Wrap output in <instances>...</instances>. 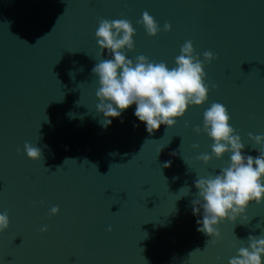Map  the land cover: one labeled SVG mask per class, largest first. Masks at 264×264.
I'll list each match as a JSON object with an SVG mask.
<instances>
[{
  "label": "water",
  "instance_id": "1",
  "mask_svg": "<svg viewBox=\"0 0 264 264\" xmlns=\"http://www.w3.org/2000/svg\"><path fill=\"white\" fill-rule=\"evenodd\" d=\"M145 11L156 36L137 23ZM100 18L131 22L133 61L172 68L188 40L201 60L212 51L207 101L152 134L135 104L102 127L91 70L111 57L95 37ZM213 102L228 109L243 152L259 155L248 133L264 134V0H0V212L10 220L0 264H229L249 235H264V202L221 222L218 239L197 231L194 182L231 156L196 159L212 151L193 129Z\"/></svg>",
  "mask_w": 264,
  "mask_h": 264
},
{
  "label": "clouds",
  "instance_id": "2",
  "mask_svg": "<svg viewBox=\"0 0 264 264\" xmlns=\"http://www.w3.org/2000/svg\"><path fill=\"white\" fill-rule=\"evenodd\" d=\"M137 23L144 26L149 36L160 32L157 21L147 11ZM164 30L170 31L171 24L166 22ZM135 32L127 19H99L95 37L101 54L107 50L111 58L101 60L91 70L99 83L95 93L99 99L96 109L103 113L101 126L106 128L111 125L112 118L120 117L124 110L135 104L134 115L145 123L146 131L152 134L162 124L174 126L176 119L182 117L190 105H202L207 101L209 84L205 82L207 73L204 64H210L217 57L209 50L203 53L204 59L201 60L192 41L188 40L181 46L180 55L175 58L172 68L164 62L149 61L142 54L133 61L124 50L134 49ZM211 87L218 85L212 84ZM230 120L228 109L221 103L213 102L203 113V128L197 125L193 129L196 133H207L214 141L211 154H200L196 159L208 163L213 157L219 159L224 153L231 152L228 166L194 182L198 192L197 198L191 202L193 214L198 215L203 209L202 220L196 221L197 231L217 239L221 236L218 228L221 222L225 219L235 222L246 212L249 203L264 202V148H258L259 155L255 157L245 154V144ZM185 126H188L187 123ZM248 136L256 145L264 146V134L249 132ZM192 147L198 148L199 145ZM24 149L31 159L41 157V149L28 142ZM168 166L169 163H166L165 167ZM58 212V206L50 210L51 215ZM9 224L7 211L0 212V232L8 229ZM40 230L45 232L47 227ZM111 230L109 226L108 231ZM247 241L248 246L240 247L229 264H264V235H249ZM216 242V239L212 240V243Z\"/></svg>",
  "mask_w": 264,
  "mask_h": 264
}]
</instances>
